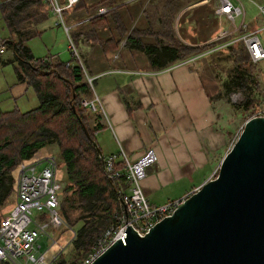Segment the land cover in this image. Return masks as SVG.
<instances>
[{
    "label": "trees",
    "instance_id": "trees-1",
    "mask_svg": "<svg viewBox=\"0 0 264 264\" xmlns=\"http://www.w3.org/2000/svg\"><path fill=\"white\" fill-rule=\"evenodd\" d=\"M150 1L153 0L147 1L141 12L148 18L147 25L152 23L150 15L147 17ZM119 2L121 0H100L88 6L85 0H78L72 8H86L93 13L80 34L86 41L98 44L104 53L116 50L120 39L125 37L126 45L145 54L150 69L160 71L210 48L205 42L201 45L184 44L175 35V15L183 5L179 0H156V6L162 2L161 11L158 13L155 9L157 17L156 14L151 15L156 22L145 29L133 27L129 32L124 29L118 13ZM100 7L109 10L98 15ZM0 14L9 34L0 40V47L11 52V58L0 59V65L12 64L17 83L30 86L38 101L35 108L24 112L0 109V220L4 216L1 210L13 203L18 164L54 144L58 169L63 171L62 177H57L60 184L58 213L65 225L75 231V238L70 242L71 255L69 258L60 256L55 264H82L121 213L116 194L118 184L104 173L103 157L107 155L101 154L95 137L103 129L100 123L102 115L81 106V100L92 98L93 91L72 54L71 60L75 64L61 62L54 57L42 62L35 59L26 44L40 34L37 26L50 15L43 0H6L0 3ZM108 20L117 37L102 40L97 32L106 26ZM69 36L76 41L72 32ZM142 37H151L153 41L144 43ZM206 58L216 79L219 78L217 71L228 65L223 71L226 78L219 84L217 98L222 90L225 94L238 92L244 98L241 108H252L255 102L253 91L258 86L252 70L256 64L249 61L243 44L228 45L208 53ZM120 164L119 160L115 163L116 166ZM215 175L216 172L213 177Z\"/></svg>",
    "mask_w": 264,
    "mask_h": 264
},
{
    "label": "rangeland",
    "instance_id": "rangeland-1",
    "mask_svg": "<svg viewBox=\"0 0 264 264\" xmlns=\"http://www.w3.org/2000/svg\"><path fill=\"white\" fill-rule=\"evenodd\" d=\"M197 1L198 0H188L187 2V0H184V2H181L183 5L180 6L175 15V35L184 44L199 45V41L210 38L220 25L230 28L228 22L221 17L213 16L210 8L206 9L203 6V4H211V2L197 3ZM256 1L258 2V0H241L246 13L245 24H249V26L252 27L261 26V19L254 5ZM145 2L147 1L145 0ZM162 2L159 6L155 5V8H151L153 10L150 9L149 13L151 15L156 14L157 17V14L161 11ZM185 2H187V4ZM194 2L199 4L200 7L198 8V5L195 6ZM150 5L151 3L149 6ZM156 8L158 9V13H156ZM135 18L130 21V25L134 23ZM64 21L65 25L68 26L65 16ZM236 23H239V19L236 20ZM70 33L71 31L69 30V34ZM8 36V31L0 14V40ZM260 37L264 42V31L261 33ZM26 44L31 49L35 59L41 61L48 57H54L61 62L71 61L72 64H75V61L71 60L72 56L67 48L68 39L66 34L62 26H54L51 15L46 22L45 31L41 35L27 41ZM74 44L76 45L75 42ZM77 54L82 66L86 69L78 51ZM6 57V53L0 54V59H6ZM206 60L208 61L207 58ZM201 61H203V59L192 61L191 65H196L197 68L202 64L200 63ZM227 66L228 65H224L226 68L223 67L224 69L217 71L218 79H216L211 69L207 70V72H209L210 82L213 84L216 93L214 95V100H216L215 104L212 100L213 97L212 99L210 98V100L213 103V109L216 107L218 113L221 114L222 121L227 122L228 119L229 122H234L231 125L234 127L237 124H243L252 110L264 108V60L257 63L252 69L258 86L253 91V98L255 99L254 106L248 110H243L241 108L244 98L238 92L232 91L225 94L222 90L221 96L217 98V93L220 91L219 84L226 78L223 71L227 70ZM86 70L84 71L87 75L88 71L86 72ZM158 79L159 76L155 77V80ZM207 87V91L210 93L209 84ZM91 88L93 91L92 83ZM154 103L155 108L152 113V119L147 121L144 118L145 116L141 114L140 128H135V133L132 128L127 130L133 136L129 147L130 150L122 148L123 143L117 132V128L113 126L112 130V127H108V124L106 125L107 127L105 126V129H107L105 133L106 147L116 153L123 151L130 161H134L138 156L141 157L146 150L153 149L157 156V161L145 168V175L150 168L153 169H150L151 173L148 174L149 176L146 177V179L144 177L139 181V186L143 194L145 182V185H148V187H155L152 195L154 198H159V200L171 201V199L181 195H183V197L180 199L186 198L187 195L202 184L203 178H208L212 174L214 169L215 174L218 167L216 166L215 168V163L222 153L220 152L222 148L211 150L208 145L200 141L198 134L193 127L189 125V119L184 115L183 108L180 105L177 95L176 102L174 101L172 107H170V104H166L162 100V97L156 99ZM37 105L38 101L33 89L30 86L17 83L12 64L0 65V109L3 111L18 109L24 112L35 108ZM101 115L104 116L102 112ZM97 138L99 143L97 144L100 145L105 155L106 149L101 146V138ZM103 140L104 137L102 138V141ZM228 147H230V145ZM38 152L41 154H52L57 157V148L54 144ZM153 170L157 173L152 172ZM62 173L63 171L58 169L57 177L60 176L61 178ZM210 178L211 177L208 179ZM152 199L151 197L150 200ZM149 203H151V201ZM11 205L12 204L9 203L1 212L5 215ZM55 237L58 248H63L58 251L59 253L62 251L59 255L63 258H69L72 253L71 245L66 247L65 244L70 240L71 231H65L64 228H62ZM39 244L42 250L48 246L46 239L43 237L39 240Z\"/></svg>",
    "mask_w": 264,
    "mask_h": 264
},
{
    "label": "built area",
    "instance_id": "built-area-1",
    "mask_svg": "<svg viewBox=\"0 0 264 264\" xmlns=\"http://www.w3.org/2000/svg\"><path fill=\"white\" fill-rule=\"evenodd\" d=\"M43 1L48 6L54 26H62L68 39L67 48L84 71L76 45L69 36L70 28L65 25L64 21V13L72 10L78 0ZM205 2H213V15L223 18L229 23L230 28L220 25L205 42L210 45L207 51L177 64L189 66L192 61L201 57L206 58L208 53L236 42L243 44L252 64L264 60V42L260 37L264 31V0L254 3L261 19L260 27L245 24L246 13L241 0L197 1V3ZM108 10L107 7H100L97 14H105ZM237 19H239L238 24ZM2 52L3 49L0 47V53ZM84 76L91 86L93 78L86 75L85 71ZM81 106L91 112L103 113L102 104L94 94L90 99L81 100ZM252 116H264V108L256 109L250 117ZM118 160L121 164L116 166L115 163ZM156 161L157 156L153 149L146 150L140 158L134 161H130L123 151L103 157L104 173L109 180L118 184L116 194L121 213L116 218V223L103 233L86 255L82 264L91 263L114 241L120 240L124 243L128 226L143 235L182 203L184 198L167 201L158 206L152 205L143 194L139 181L145 177V168ZM57 172V158L52 154L37 152L31 159L18 164L15 172L13 203L0 220V264H55L62 252L58 251L63 249L58 248L55 235L64 228L65 231H71L70 240L75 238V231L65 225L58 213L60 184ZM42 237L48 243L44 250L39 244Z\"/></svg>",
    "mask_w": 264,
    "mask_h": 264
},
{
    "label": "water",
    "instance_id": "water-1",
    "mask_svg": "<svg viewBox=\"0 0 264 264\" xmlns=\"http://www.w3.org/2000/svg\"><path fill=\"white\" fill-rule=\"evenodd\" d=\"M89 264H264V116L245 120L216 175L170 215L143 235L128 226Z\"/></svg>",
    "mask_w": 264,
    "mask_h": 264
},
{
    "label": "crops",
    "instance_id": "crops-1",
    "mask_svg": "<svg viewBox=\"0 0 264 264\" xmlns=\"http://www.w3.org/2000/svg\"><path fill=\"white\" fill-rule=\"evenodd\" d=\"M4 1L6 0H1L0 3ZM98 1L100 0H85L88 6ZM179 2H184V0H179ZM150 3L151 5L149 6ZM156 3V0L148 3L150 8L148 9L147 17L150 15L149 20L152 23L156 21L151 17L149 10L156 7ZM146 4L147 2L145 0H121L117 4L119 6L117 9L118 13L121 16L122 24L127 32L133 27L145 29L150 24L152 25V23L147 25L148 18L146 19L141 15L142 9ZM194 5H198V8L200 7L197 3H194ZM203 6L206 9L210 8L212 12L213 2L211 4H203ZM64 16L70 31L75 36L76 49L87 69L85 70L86 72L88 71V76L93 78V93L102 104L104 116H102L100 123L103 129L98 131L95 137L101 138V146L106 149L105 155L116 153L106 147L105 133L107 129L105 128L107 124L108 127H112V130L113 126L117 128V132L123 143L122 148L130 150L129 147L133 136L127 130L132 128L135 133V128H140L141 114L145 116L144 118L147 121L152 119L156 99L162 97V100L172 107L174 101L176 102L177 95L184 115L189 119V125L198 134L200 141L208 145L211 150L222 148V151H220L222 153L215 163V168L218 166L221 158L227 152L228 146L231 145L233 139L237 136L242 124H237L232 127L231 125L234 122L231 123L228 119L227 122L222 121V116L218 113L216 107L213 109L212 104L216 102L214 100L216 93L213 84L210 82L209 72H207L210 68L206 58L201 57L195 60L203 59L200 62L202 64L199 65L198 63L199 66L197 68L196 65L174 64L163 70L155 71L150 69L151 67L149 66L147 58L141 50L126 45L125 37L120 39L116 50L107 53H104L98 44L86 41L80 32L83 29L82 27L86 26L88 21L93 17V13L86 8L66 11ZM48 18L37 26V29L40 31L39 35L45 31ZM133 18H135V21L130 25V21ZM97 36L102 40L117 37V32L113 29L110 20L107 21L103 29L97 32ZM142 41L144 43H150L153 40L151 37H142ZM199 42V45H201L203 44L202 42H206V39ZM4 53H6L7 57L6 59L1 58V60H9L11 58V52L3 51L0 54ZM158 76L159 79L155 80V77ZM208 84L210 86V93L207 91ZM210 98L213 100V103ZM97 137L96 141L98 143ZM103 137L104 140L102 141ZM98 146L100 147V145ZM100 151L104 155L103 151ZM138 158L140 157L138 156ZM150 169L145 175V179L151 173ZM214 171L209 177L212 178ZM208 178H203L202 181L204 182ZM145 184L144 182V194L148 201H151L152 205L158 206L169 201L154 198L152 194L155 187H148ZM151 197L153 198L152 200H150ZM181 197L183 195L171 200L180 199Z\"/></svg>",
    "mask_w": 264,
    "mask_h": 264
},
{
    "label": "bare ground",
    "instance_id": "bare-ground-1",
    "mask_svg": "<svg viewBox=\"0 0 264 264\" xmlns=\"http://www.w3.org/2000/svg\"><path fill=\"white\" fill-rule=\"evenodd\" d=\"M91 87V86H90ZM71 238V237H70ZM70 242H71V240L70 241H67V244H65L66 245V247L68 246V245H70ZM60 257V256H59Z\"/></svg>",
    "mask_w": 264,
    "mask_h": 264
}]
</instances>
